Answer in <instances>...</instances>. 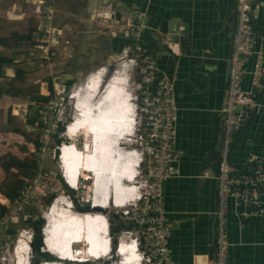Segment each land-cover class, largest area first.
Returning a JSON list of instances; mask_svg holds the SVG:
<instances>
[{
	"label": "crops",
	"instance_id": "obj_1",
	"mask_svg": "<svg viewBox=\"0 0 264 264\" xmlns=\"http://www.w3.org/2000/svg\"><path fill=\"white\" fill-rule=\"evenodd\" d=\"M25 1L29 0H0V53L14 59L11 65L3 68L4 76L0 79V89L5 92L14 81L20 84L18 90H13V93H7L0 98V211L7 201L12 200L8 196L16 197L23 189L25 183L22 187L19 186L18 179L22 178L25 182L27 180V171L23 167H17L21 171V176L17 177L15 174L19 171L16 167L9 166H12L13 161V166H17V162H28L32 154L37 152L34 144L36 140H33L32 135L36 129L26 124L28 106L32 104L31 100L36 98L35 96L50 95L49 80L40 81L39 72L44 67L42 55L35 49L33 53L29 51L33 45L37 47L34 44V28L31 21L25 19V12L14 16L12 20L9 18V11L12 12L13 7L24 5ZM86 1L90 7L92 0ZM94 1L100 6L104 5L103 0ZM111 2L114 9L135 18L139 13L147 14L149 28L138 44L140 46L138 52L155 53L158 56L160 72L175 80L180 109L178 145L183 156L180 163L181 176L170 180L165 187L166 209L174 222L171 238L172 258L179 264H211L216 252L218 225L215 215L218 209L216 177L219 173V163L213 160V156L223 136L224 120L221 110L228 89L232 41L236 29L233 26L236 1L111 0ZM253 10L254 24L264 26V0H257L253 4ZM26 24L28 30L20 32L19 30ZM102 26V23L98 24V29L103 28ZM173 27L178 30L184 29L180 39L172 33ZM98 32L103 35L109 34L107 31ZM87 33L75 31L76 52L70 61L64 62L63 73L57 77L59 83L63 76L64 78L68 76L67 66L82 52V44ZM112 37L114 53L110 58L134 44L122 36ZM253 60L247 64L248 71L253 68ZM110 63L111 59L105 62L93 59L77 61L70 71L72 80L66 78L62 83L63 87L68 88L75 81L80 83L84 75L97 67L109 66ZM30 79L34 84L44 86L45 90L41 89L43 95L35 90L34 94L27 90V87L29 89L32 86L29 85ZM250 85L251 75L246 74L243 87L249 90ZM86 93L90 94L91 91L88 90ZM37 106L43 108L42 101H38ZM15 129H19L20 133L12 132ZM10 138L17 143L15 146L11 144ZM20 139H23L24 143L18 142ZM23 145L26 147L24 153L18 149ZM7 147L10 149L15 147L19 154L10 153L5 158L2 152ZM255 156L264 157V96L260 112L255 116L252 126L239 135L231 162L239 168L237 172L251 175L252 158ZM5 165L9 167V171ZM118 169L114 168L112 172L115 173ZM252 209L250 208V211ZM227 232L231 264H264L262 217L251 216L241 223L236 216L234 202L230 199Z\"/></svg>",
	"mask_w": 264,
	"mask_h": 264
},
{
	"label": "built area",
	"instance_id": "obj_2",
	"mask_svg": "<svg viewBox=\"0 0 264 264\" xmlns=\"http://www.w3.org/2000/svg\"><path fill=\"white\" fill-rule=\"evenodd\" d=\"M29 1L39 18L43 17V22L38 28L42 33L41 37H43L39 46V50L43 53L41 54L42 59L46 61L54 59L50 58L55 55L52 49H57L59 45H65L71 57L76 50L73 43L64 39L63 31L54 26L57 4L60 0ZM103 1V8L94 11L92 19L108 22L106 29L112 36H122L133 41L134 44L115 53L110 58L109 66L95 68L85 76L78 86L74 85L70 89L67 99L70 102L68 106H71L72 116L69 117L70 121L66 125L62 124L64 126L62 133L66 136L69 124L76 121L77 114L80 115V112L77 113L76 104H73V96L77 91L81 90L83 86L88 88L92 79L100 72L106 70L108 81H113L116 74L126 70L131 78L130 90L132 93L129 106L133 112L134 125L130 134L122 136L124 139L121 142L122 145L119 144V148L124 154L134 158V164L123 172L124 178L121 181L123 193L118 200L114 197L105 202L103 196L102 199L101 195H96L92 190L90 178L80 177L73 187L68 182V178L62 174L61 169V179L66 193L64 195H66V199L74 202V211L76 212H101L104 214L110 221L111 236L117 240L118 249L123 246L131 251L130 247H133L138 259L134 260L135 262H140L142 259L144 264H179L172 258L171 238L174 222L170 219L166 209L165 191L170 180L181 176L180 163L183 156L178 145L180 109L177 103L175 80L160 72L158 56L155 53L138 52L140 50L138 44L142 40L144 32L149 28L147 14L139 13L137 18L130 15L119 16L111 0ZM235 1L237 24L232 41L226 100L221 110L224 120L223 139L220 148L219 173L216 177L218 209L215 212L218 225L216 252L211 264H231L227 232L230 199L234 202L236 216L241 223L251 216H264V157L255 156L252 158L253 173L251 175L237 172L229 162L236 134L245 127L252 112L261 106L259 100L264 90V34L256 28L253 18V4L257 0ZM18 11L24 13V10L20 8ZM172 33L178 37L177 39L182 36V31L176 27H173ZM59 56H62V53ZM251 59H254L253 68L248 71L247 64ZM246 74L251 75L249 90H245L243 87ZM54 103L52 99L42 102L43 108H41L40 114L46 126L48 123L56 122L53 121V112L47 111L54 108ZM62 120H64L63 116L59 118L58 124ZM48 134L46 129L42 136H48ZM66 138V143L72 142L68 136ZM84 138L83 134L76 137V144L81 148V155L87 151L83 144L86 141ZM80 140L82 142L79 145ZM60 146L57 149L59 154L62 152ZM41 150L43 147L39 149V152ZM89 158L91 157H86V159ZM42 172V168L38 166V174L34 178L27 179L19 195L13 200L7 201L4 204L5 210L0 211V264H5L7 260L6 257L1 256L6 244L4 239L8 235L6 232L13 223H16L20 212L33 197L41 195L39 191L42 188L40 185L41 178H43ZM54 200L57 199L54 198ZM103 202L106 204L103 205ZM51 205L53 207L54 204ZM68 208L70 209V207ZM250 208H253L252 211ZM43 218L45 219L44 215ZM45 234L44 231V236ZM26 235L29 236L31 246L35 235L32 227L19 231L16 241ZM14 250L15 245L12 251ZM42 250L45 252L44 247ZM113 250L114 246L106 260L105 258L95 259L85 261V263L104 264L107 260H113ZM11 261L13 262V258ZM16 263L13 262V264ZM43 264L48 263L44 262ZM57 264H64V262L58 261Z\"/></svg>",
	"mask_w": 264,
	"mask_h": 264
},
{
	"label": "bare ground",
	"instance_id": "obj_3",
	"mask_svg": "<svg viewBox=\"0 0 264 264\" xmlns=\"http://www.w3.org/2000/svg\"><path fill=\"white\" fill-rule=\"evenodd\" d=\"M105 76L106 70L97 74L88 88L83 86L74 94L73 104H76L77 113L80 112V115L77 114L76 121H72L68 132L66 131V136L72 142H65L60 146L62 152L59 154L61 155L59 167L73 187L80 177L90 178L92 190L96 195L103 196L106 202L107 199L114 197L118 200L122 195L121 181L124 178L125 165L130 162L131 166L134 164L132 161L134 158L124 154L119 148V144L122 145L121 142L124 139L122 136L131 133L134 118L129 106L131 95L125 89L126 77L122 76L110 81L105 91L102 92L106 85ZM88 90L91 91L90 94L86 93ZM80 134H83L86 139L83 144L87 151L83 152L82 156L74 149V146H77L76 137ZM73 154L79 156L77 162H73ZM102 154H104L103 160L107 161L105 164L101 161ZM86 157H91V161H86ZM114 168H119L115 170L116 174L112 172ZM65 196H58L57 200L52 203L53 207L50 205L51 210L47 211L48 219L44 224L46 234L43 236L45 251L52 253L60 260L70 262L102 260L103 258L106 260L113 246V242L110 243L107 238L108 231L110 232V221L101 212L79 213L74 211V202L66 199ZM104 204L106 203L103 202ZM66 224H69V231H74L72 246L70 244L72 240H62L58 243V239H55L56 231L58 229L60 231V228L65 229ZM64 232L66 229L60 233ZM30 247L29 236L18 238L15 250L12 251L16 264H32V259L27 256ZM130 249L131 251L122 246L118 250L117 264L123 259L126 260L124 264H134V260H138L135 256V249L133 247ZM45 263L57 264V262L50 261H45ZM105 263L115 264L111 260Z\"/></svg>",
	"mask_w": 264,
	"mask_h": 264
},
{
	"label": "rangeland",
	"instance_id": "obj_4",
	"mask_svg": "<svg viewBox=\"0 0 264 264\" xmlns=\"http://www.w3.org/2000/svg\"><path fill=\"white\" fill-rule=\"evenodd\" d=\"M23 3L24 5L22 6L13 7L12 12L9 11L10 13L9 18L12 20L14 16L19 14L18 8L24 10V12L26 13L25 19L30 20L31 26L34 28V31H33L34 39H35L34 44L37 45L36 48L33 47L34 45L30 47L29 51L33 53L35 49V51L38 50L41 54H43L39 50V46L41 45V41L43 40V37H41L42 33L38 29L39 28L38 25L43 22L42 20L43 17L39 18L38 14L35 13L33 5H31L30 1H25ZM88 4L86 0H60V2L57 4V12L55 13V17H54V26L58 30L63 31L64 39L70 40L73 43L75 49L77 47L76 39L74 37L75 31H79L80 33H83V32L86 33L91 30H95V31L101 30V31L109 32V30L106 29V27L108 26V22H104L103 20L94 21L92 19L93 12L103 7L100 6L94 0L90 2V7ZM118 8H120V6ZM117 10L118 9H116L115 11L116 13L118 12L120 13V14L118 13L119 16L127 17L126 12L121 13V11H117ZM100 23L103 24L102 26L103 28L98 29V24ZM73 25H77L78 27H74ZM27 30H28V27L26 24L24 28H21L19 31L26 32ZM181 31H184V29L182 28ZM13 41L14 40H12V45L15 47V44ZM65 47H66L65 45H59L57 49H52V52H54L55 55L50 58H54V59H51L49 61H46L45 59L42 60V64L44 67L41 66L42 69L39 72L40 81L41 80L46 81V79L47 80L52 79L53 81L55 95L52 98V100L55 102L54 103L55 106L53 109H48L47 111L53 112L54 114L53 121H56V122L50 123V124L48 123L47 126L43 122L44 124L43 128L37 129L34 132V134L32 133L33 140H40L43 145L42 146L43 150H41L40 152L35 151L30 157L32 160L38 161L39 162V163L37 162L38 166L41 167L43 170L42 172L43 178H41V182H40V185L42 186V188L39 191L41 195L40 196L35 195V197H33V199L29 202V204L20 212L19 216L16 219L17 220L16 223H13L11 225L9 230L10 229L14 230L15 234L10 235L8 231L6 232V234H8L4 239L6 244L1 253V256L6 257L7 259L5 264H13L14 262V257H13V262L11 261L12 250H13L14 245L17 242L16 237L19 231H21L24 228H30L31 226L34 227L35 224L38 222V220L43 218V215L45 217V219L43 218L45 222V220L47 219L46 215H47L48 208L53 203L52 202L51 204H48L47 202L48 199L52 195H55V198H57L58 196L66 194L63 188V182L61 179L62 175H61V168L59 167L60 166L59 158L56 153L58 146L56 143L55 134L58 133L59 118L63 116L64 120L59 121V123H61V125L62 124L66 125L70 121L69 117L71 118L72 116L71 106H68L70 102L67 99L69 92H70L69 88H71L75 83H76V86H78L83 80L80 83L79 81H75L72 84V86H68V88L63 87L62 83L66 81V78H64V76L62 80L60 79L61 83L58 82L57 77L59 76V74L61 75V73H63L64 62L70 61L73 58L74 53L76 52L75 50L73 55L70 57L68 54V50H66ZM61 53H62V56H59L61 55ZM84 78H85V75H84ZM105 80L107 81L108 77L105 76L104 83H105ZM36 84H34L32 79H30L29 85H32V86L29 89L27 87V90H30L31 92H33V94L36 91H38L41 95H43L41 91L44 89V86H42L41 84H38V85ZM10 85L13 90H18L20 88V84L17 81H14ZM46 129L49 132L48 136H42L44 133V130ZM61 137L63 139H67L65 134L62 132L60 134V138ZM10 142L11 144H14V146L17 144L15 143V141H13V139L11 140V138H10ZM18 142L24 143V140L20 139ZM81 142L82 140H80L78 144L80 145ZM2 153H3L2 155L5 158H7L10 153H14L18 155L19 150H16L15 147L14 148L12 147V149L7 147L6 149H4ZM37 174H38V168L35 169V174L33 171L31 176L27 177V179L34 178ZM41 228H42L41 225L40 226L37 225L36 228L34 227V229H37V231L41 230ZM32 258H33L32 259L33 264L35 263L42 264L46 261V259L35 257L34 253L32 255ZM113 261H115L114 263H117L118 259L114 257Z\"/></svg>",
	"mask_w": 264,
	"mask_h": 264
},
{
	"label": "trees",
	"instance_id": "obj_5",
	"mask_svg": "<svg viewBox=\"0 0 264 264\" xmlns=\"http://www.w3.org/2000/svg\"><path fill=\"white\" fill-rule=\"evenodd\" d=\"M13 61H14V59L7 58V57L3 56L2 53H0V79L4 76V70H3L4 66L11 65L13 63ZM12 91H13V89L11 87L8 90H5V92L2 89H0V98L3 95L7 94V93H9V94L13 93ZM49 92H50V95L48 97L38 96L36 98H33V100H31L32 104H30L28 106V117H27V120H26V124H27V126H29L32 129H36L37 130V129L43 128L44 124H43V121H42V116L40 114V109L41 108L39 106H37V102L38 101H42V102L45 101L46 102V101L51 100L54 97L55 91H54V86H53L52 79L49 80ZM8 123H9V119H8ZM19 131H20L19 129H15V131H12V132L20 133ZM63 131H64V126L59 123L58 124V133L55 134L57 146H60L63 142H67L66 139H63L62 137L60 138V134ZM8 132H10V131H8ZM34 144H35L36 150L38 152L39 149L42 147V143H41L40 140H36L34 142ZM56 153L59 156V151L58 150H56ZM9 157H11L12 158L11 161H13L12 155H10ZM13 162H12V166H9V167H14V168L16 167V169H17L18 166L20 168L23 167L27 171L26 172V178L30 177L32 172L35 171V169L38 168L37 161L32 160V159H29L28 162L27 161H23V162H19V163L17 162V164H16L17 166H13V164H14ZM5 167H7V165H5ZM9 167H7L8 171H9ZM18 171H19V173H17V174L14 173V174L17 177H20L21 176V171L20 170H18ZM20 179H18L19 183H20L19 186L22 187V185H24V183H25V180H23L22 178H20ZM8 198L13 200L15 197L8 196ZM54 198H55V195H52L47 201L48 204H51L53 202ZM5 208L6 207H2V211H4ZM46 216H47V219H48V215H46ZM30 221H32V220H30ZM44 224H45V222H44V219L42 218V219L38 220V222L35 224L34 227L36 228L37 225H39V226L41 225V227L43 228ZM34 227H32V228L34 229ZM42 228L39 231H37V229H34L35 230L34 240H33L32 244H31V247L33 249V253L35 254V257L43 258V259H46L48 261H54L55 259L53 257H51L49 254L43 253L41 251V249L43 247ZM8 233L10 235H14L15 231L10 229V230H8ZM12 258H13V254H12Z\"/></svg>",
	"mask_w": 264,
	"mask_h": 264
},
{
	"label": "water",
	"instance_id": "obj_6",
	"mask_svg": "<svg viewBox=\"0 0 264 264\" xmlns=\"http://www.w3.org/2000/svg\"><path fill=\"white\" fill-rule=\"evenodd\" d=\"M237 15V14H236ZM236 15L233 18V26L234 28H236V24H237V20H236ZM256 28L260 29L261 31L264 32V26H259L258 23H255ZM99 49V50H98ZM82 52L80 54H78L76 56V58L73 60L72 64H70L69 66H67V80L71 81L72 80V75H71V68H73L77 61L79 62H83V61H87L89 59H93L94 61H98V62H105L108 59H110V56L112 53H114V41H113V37L111 36V34H107V35H103L98 31L95 30H91L89 31L84 38V42L82 44ZM99 52V54H98ZM99 55V56H98ZM229 68H230V64H229ZM230 71V69H229ZM228 80H229V76H228ZM264 96V90L260 96V103L262 100V97ZM261 106L256 108L251 116L250 119L248 120L247 124L245 125V127H243L237 134H236V138H235V142L232 146L231 149V156L229 158V162L231 164V166L234 168V170L239 171V168L234 166L233 163L231 162V157H232V153L237 145V141L239 138V135L246 131L248 128H250L252 126L253 120L255 118V116L257 115V113L260 112ZM222 139L223 136L220 138L219 143L217 145V147L215 148V154L213 156V160L217 161L219 163L220 161V148H221V144H222ZM18 149H20L21 152H25V145L18 147ZM114 218H116V216H114ZM262 223L264 224V216L262 217ZM79 246V245H77ZM64 264H90V263H79V262H70L67 260H63Z\"/></svg>",
	"mask_w": 264,
	"mask_h": 264
},
{
	"label": "clouds",
	"instance_id": "obj_7",
	"mask_svg": "<svg viewBox=\"0 0 264 264\" xmlns=\"http://www.w3.org/2000/svg\"><path fill=\"white\" fill-rule=\"evenodd\" d=\"M122 76H124V77H126V79H127V85H126V87H125V89L127 90V92L131 95V90H130V84H131V78H130V76H129V74H128V72L126 71V70H124V71H120L119 72V74H116L115 76H114V78H113V81L115 80V79H117L118 77H122ZM106 82H108V83H106ZM109 82L110 81H106L105 80V83H106V85H105V87H104V89H103V91L102 92H104L105 91V89H106V87L108 86V84H109ZM112 82V81H111ZM75 149H76V152L77 153H80V150H81V148H80V146H76L75 147ZM73 162H77L78 160H79V156L77 155V154H73ZM80 156H82V155H80ZM61 157V156H60ZM60 157H59V159H60ZM91 158H89V159H86V161H91L90 160ZM104 159V154H102V160L101 161H103V163L105 164V163H107V161L106 160H103ZM106 161V162H105ZM130 166H131V164L129 165V164H126L125 165V168L126 169H129L130 168ZM125 169V170H126ZM79 170V169H78ZM124 170V171H125ZM123 171V172H124ZM136 177V176H135ZM46 222V221H45ZM60 227V226H59ZM45 229H46V226L44 225L43 226V229H42V235L44 236V231H45ZM65 229H66V232H64V233H60L61 231H65ZM65 229H62V228H60V231H59V229L56 231V234H57V237H56V234H55V239H58V243L59 242H61L62 240H64V241H66V240H72L71 241V246H72V244H73V242H74V239H73V237H74V235H73V233H74V231H69V224H66V226H65ZM69 231V232H68ZM112 234H111V232H109L108 231V234H107V238H108V240H109V242L111 243V241L113 242V246H114V250H113V256L114 257H118V254H117V252H118V250H120V249H118V242H117V240H115L114 238H113V236H111ZM41 251L43 252V253H47V251H43L42 249H41ZM47 254H49V253H47ZM32 255H33V249H32V247H31V250L29 251V253H28V257H30L31 259H33L32 258ZM51 257H53L54 259H56V261H50V262H58V261H62L63 262V260H60L59 258H57V257H55V256H53V254L52 253H50L49 254ZM123 259V258H122ZM58 260V261H57ZM112 262H115V261H113V260H111ZM79 263H85V262H79ZM124 263H126V260H120L119 261V264H124ZM32 264H33V261H32ZM43 264V263H42ZM53 264H55V263H53ZM73 264V263H72ZM115 264H117V263H115ZM134 264H144L143 263V261H142V259L140 260V262H135Z\"/></svg>",
	"mask_w": 264,
	"mask_h": 264
}]
</instances>
